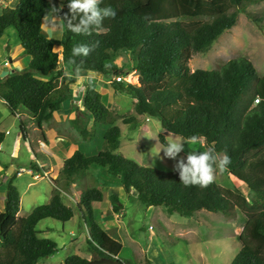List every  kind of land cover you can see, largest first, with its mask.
Listing matches in <instances>:
<instances>
[{"label": "trees", "instance_id": "trees-1", "mask_svg": "<svg viewBox=\"0 0 264 264\" xmlns=\"http://www.w3.org/2000/svg\"><path fill=\"white\" fill-rule=\"evenodd\" d=\"M261 1L264 0H103L101 7L110 5L117 11L115 19L104 20L106 31L78 35L63 27L60 38L42 33L43 17L51 12L52 5H63V17L69 13V0H18L15 6L1 11L0 39L13 28L31 58L27 68L0 76V100L7 101L6 107L18 118L24 140L27 135L23 111L44 136L43 125L73 100L69 91L75 80V66L70 63L73 46L98 41L88 57L74 58L81 73H99L110 81L116 93L132 98L136 114L156 119L164 130L182 138L200 135L206 148L227 151L231 158L227 171L252 197L248 200L238 188H223L215 181L206 188L186 187L174 170L140 165L122 156L117 118L101 92L87 86L75 128L87 141L97 125H107L102 132V149L89 155L78 147L63 161L49 203L37 206L26 217L18 216L21 196L13 184L14 177L7 180L4 210L0 212V264H38L57 251L56 242L41 237L36 226L47 218L67 222L74 216L57 189L59 181L71 187L80 173L90 169L119 178L128 196L135 192L145 208L160 206L168 214L180 216L205 210L230 218L240 212L245 218L239 235L241 248L230 264H264V76L247 58L228 60L212 70L191 71L189 67L193 55L206 51L236 24L240 12ZM248 16L254 22L264 19L263 14L259 18ZM58 46L59 53L53 50ZM120 52L129 56L128 64H114ZM61 64L68 67L71 76L60 84ZM132 72L138 75L136 83L115 80ZM81 117L87 123L83 127L78 126ZM91 118L93 126L87 129ZM123 122L140 124L135 116L125 117ZM4 139L5 134L0 132V145ZM79 196L76 206L88 228L92 260L118 258L123 245L102 227L93 207V203L104 200V192L88 187ZM110 200L117 211L121 204L118 196L113 194ZM88 261L71 255L62 264ZM145 264L152 262L146 259Z\"/></svg>", "mask_w": 264, "mask_h": 264}, {"label": "rangeland", "instance_id": "rangeland-1", "mask_svg": "<svg viewBox=\"0 0 264 264\" xmlns=\"http://www.w3.org/2000/svg\"><path fill=\"white\" fill-rule=\"evenodd\" d=\"M1 11L0 8V13ZM248 14L258 18L264 15V1L253 4L240 12L236 24L230 30L225 31L206 51L193 55L189 63L190 70H212L228 60L247 58L252 62L258 74L264 76V19L261 22H254ZM52 36L57 37V33H52ZM19 42L13 28L5 31L0 40V76L12 73L13 70H23L22 65H19L17 69L4 66V62L11 58L8 52L13 50L15 44ZM117 57L118 60L114 62L117 66L128 64L130 61L129 56L121 52ZM19 60H22V64L26 66L30 59L23 55L17 61ZM130 75L129 79L136 83L137 73L132 72ZM103 81L106 82L105 79ZM85 82L87 81H79L77 86L81 87ZM104 83H101L100 87L99 83L94 82L107 107L116 116L117 125L121 129L120 154L140 165L153 167L152 163L155 161L154 168L173 170L180 157H177V161L161 159L164 154L163 151L160 153L159 151L169 139L182 137L164 130L156 119L136 114L130 96L112 92L111 88L102 86ZM75 101L76 105L81 106L78 98ZM23 112L26 135L33 146L37 147L38 139L41 137L40 130L37 126L30 125L29 116L25 111ZM130 116L137 117L140 124L138 126L125 124L123 118ZM0 118L3 119L0 130L5 134L1 145L3 150L0 152V162L3 161L7 165V167L0 166V170L3 174L5 173V182L14 177L13 184L21 196L19 216L26 217L37 206L49 203L54 187L44 173L30 171L31 152L28 149V143L23 142L18 118L10 113L4 103H0ZM67 124L69 125L60 124L58 119H54L50 123L53 130L49 129L47 133L53 136L57 131L59 134H66L64 130L66 132L69 130L70 136L66 137L75 139L73 145L89 155H95L102 149V132L108 128L107 125H97L93 137H88L89 140L86 141L79 136L75 128L77 121L73 120ZM85 125H87L85 118L81 117L78 120V126ZM92 126L93 119L91 118L87 129ZM17 140L19 145H17ZM204 150L207 148L203 139L202 143L197 145L186 144L185 151L180 153V156L186 157L188 151ZM158 154L159 156H156ZM51 167L58 170L60 163L53 161ZM19 168L23 169V172L15 177L14 173L19 171ZM36 174H39L38 178L35 177ZM215 182L223 188H238L248 200H251V192L227 170L223 173L218 172ZM76 185L77 187L70 190V187L60 180L57 187L61 191L64 204L73 209L74 216L67 222L47 218L36 226V230L41 232V237L53 240L58 246L53 255L41 259L38 264H62L71 255L92 260L87 242L90 239L88 228L76 206V203L80 201V192L88 187H98L104 192L103 202L94 204V208L98 211L102 227L110 235L112 234L111 236L117 235L116 239L123 244L119 257L121 261L125 260L128 264H145L146 259L152 264H230L240 251L239 235L245 224V218L238 211L235 216L228 218L220 212L205 210H199L192 216H180L170 215L165 208L160 206L145 208L136 199L135 192L131 197L128 196L119 178L106 176L98 169L80 173ZM75 191L76 193L73 194ZM113 194L117 195L121 201L117 211L113 209L110 200ZM4 199L5 194L2 195L0 188V202ZM2 210L0 206V212ZM83 213L87 220L86 213Z\"/></svg>", "mask_w": 264, "mask_h": 264}, {"label": "clouds", "instance_id": "clouds-1", "mask_svg": "<svg viewBox=\"0 0 264 264\" xmlns=\"http://www.w3.org/2000/svg\"><path fill=\"white\" fill-rule=\"evenodd\" d=\"M102 3L103 0H69L67 5L69 13L63 17L60 16L63 5L60 7L52 5L50 6L51 12L43 17L44 26L49 30H55L56 27H67L69 31L78 35H91L93 32L106 31L104 20L115 19L117 11L110 5L101 7ZM69 14L71 18H69ZM98 43L97 41L91 45L78 44L73 46L70 63L75 66L73 75L77 80L84 77L81 76V67L74 58L88 57L98 46ZM53 50L55 51L56 48ZM66 75L68 74L66 73ZM99 75V73L89 72V77ZM0 103L7 104V101L0 100ZM203 139L202 136L196 134L187 138H171L159 151V153L163 151L164 154L161 159L167 158L177 161V157H180L173 170L179 174V181L186 187H208L214 183L217 173L225 172L231 164V158L227 151L217 152L212 147L204 151H188L186 157L180 156V153L185 151L186 144L197 145L202 143ZM152 166L155 167V161H153Z\"/></svg>", "mask_w": 264, "mask_h": 264}, {"label": "crops", "instance_id": "crops-1", "mask_svg": "<svg viewBox=\"0 0 264 264\" xmlns=\"http://www.w3.org/2000/svg\"><path fill=\"white\" fill-rule=\"evenodd\" d=\"M44 25H45V21L43 22V25H42V33L44 35H46L48 37H52V38H60L61 37L63 28L56 27L55 30H49ZM52 33H57V37L52 36ZM8 55H9V57H11V58H9L10 64L8 65V67L12 66L15 69H17L19 67V65H22L23 69L28 67L30 60L26 66H24V63L22 64V60L17 61L23 55L28 56L24 50L23 45L20 42L15 44L13 50L8 52ZM29 59H31V58L29 57ZM59 68L62 69V74L60 75V78H59L60 84H61V82L64 81L65 79H67V77L71 76V74H70L68 67L66 65L61 64ZM13 71H16V70H13ZM66 73L68 75H66ZM3 76H5V75H3ZM81 76L84 78L80 79V80H77L75 78L74 83H72L69 86V91L71 94H73V100L67 101L66 104L64 105V107L59 112H56L54 114V118L48 124L43 125V131H44L45 135L42 136L40 134L41 137H39V139H38V143H37L38 146L37 147L33 146L32 142L29 140L28 135H27L26 140L23 139L24 143H28V146H29L28 149L31 152V156L29 157V159L31 161L30 162V171L31 172L34 171L36 173L37 172L44 173L49 178L50 184L54 187V189L56 188V184L54 183V180L58 177V175L61 171L63 161L66 160L69 156H71L76 151L77 146L73 145V142H75V139L73 140L71 137L70 138L66 137L67 135H69V130H67V132L64 130V132L66 134H63V133L59 134V132L57 131V132H55V135L51 134L53 136H49V134L47 133V130H49V129H50V131L53 130V127L50 126V123L54 119H58L60 124L64 123V125H69L67 123L73 122V120H75L77 114L79 115L80 111L83 110L82 96H83V93H84L86 87L91 86V87L96 88V86H95L96 84H94V82L99 83V86L101 87L100 84L104 83L103 79H101V76L100 77H98V76L97 77L96 76L89 77V72H83V73H81ZM83 80H86L87 82H85L83 84V86H81V87L77 86V83H79V81L82 82ZM66 83H68V80H66ZM73 86L75 88H73ZM102 86L105 88H111L112 92H115L110 85V81H106ZM96 89H98V88H96ZM76 98H78V102L81 104V106H78L75 104ZM103 100H104V98H103ZM24 116H25V114H23V118H24ZM1 119L2 118H0V127L2 126V123H3V119H2V121H1ZM30 125L36 126L32 121H31ZM0 132H3V131L0 130ZM17 145H19L18 140H17ZM16 149H17V147H16ZM2 150L3 149L1 148V145H0V152H2ZM53 161H58L60 163V169L54 170L55 167H51V164ZM0 166H6L7 167V165L3 161L0 162ZM0 171H2V170H0ZM17 172L18 171H16V173H14V176L15 175L20 176L22 174V173L17 174ZM0 179H1L0 188L2 190V195H3V194H5V183H6L5 182L6 176H5V173L3 174V171L0 173ZM75 187H77V185L73 184L70 187V190L75 188ZM53 190H52V192H53ZM52 192H51V195H52ZM74 193H76V191L73 192V194ZM50 198H51V196H50ZM4 200L0 202L1 209H3V210H4ZM102 202L93 203V207H94V204L102 203ZM18 216H19V213H18ZM119 231H120V229L118 230V232ZM112 237H114L115 239H116V237L118 238V236L115 234H113ZM118 258H119V256H118Z\"/></svg>", "mask_w": 264, "mask_h": 264}, {"label": "built area", "instance_id": "built-area-1", "mask_svg": "<svg viewBox=\"0 0 264 264\" xmlns=\"http://www.w3.org/2000/svg\"><path fill=\"white\" fill-rule=\"evenodd\" d=\"M17 1L18 0H0V8L3 10V9H5L6 7H9V6H15L16 4H17ZM56 51L59 53V52H61V48H60V46H58L57 48H56ZM10 64V62L9 61H5L4 62V66H8ZM134 73V72H133ZM131 74V73H130ZM130 74H128L127 76H125V77H121V76H119V77H116L115 78V80L117 81V82H121V81H127L128 83H131V84H133V82L129 79V76H131ZM137 82V81H136ZM23 172V169H20L18 172H17V174H21ZM45 175V174H44ZM35 177H39V174H36L35 175ZM151 228V227H150Z\"/></svg>", "mask_w": 264, "mask_h": 264}, {"label": "water", "instance_id": "water-1", "mask_svg": "<svg viewBox=\"0 0 264 264\" xmlns=\"http://www.w3.org/2000/svg\"><path fill=\"white\" fill-rule=\"evenodd\" d=\"M87 264H123V262L116 258V259H108V258H101V259H93L88 261Z\"/></svg>", "mask_w": 264, "mask_h": 264}]
</instances>
